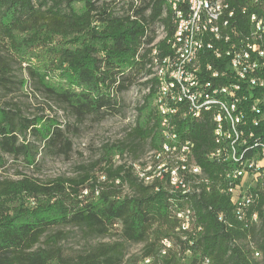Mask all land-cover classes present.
<instances>
[{"label":"trees","instance_id":"trees-1","mask_svg":"<svg viewBox=\"0 0 264 264\" xmlns=\"http://www.w3.org/2000/svg\"><path fill=\"white\" fill-rule=\"evenodd\" d=\"M227 2L234 11L232 24L244 36L252 31L253 15L264 17V7L255 0ZM155 26L163 30L160 40ZM176 28L166 0H0L1 91L12 93L17 84L26 85L12 79V65L26 64L36 87L64 105L82 125L90 118L101 123L120 116V95L141 74L147 77L143 85L148 89L124 139L105 146L101 158L81 177L42 182L20 173L19 180L0 179V264L126 262L121 242L98 244L76 257H65L59 244L66 235L51 233L61 227H77L87 236L100 238L119 230L125 242L144 245L140 259H148V264H264V192H259L249 209L248 223H242L230 195L222 191L228 187L224 174L232 164L208 158L217 145L213 113H205L200 120L183 118L176 124L181 139L194 143L192 156L207 182L181 173L193 191L183 195L175 188L179 191L173 193L168 190L169 171H155L162 164L169 170L171 161H177L163 151L170 142L161 133L155 106L160 79L153 77L148 66L155 51L161 59L173 54L170 43ZM221 48V43L215 44V49ZM204 55L203 63L227 73L219 78L220 84L235 81L229 58ZM243 94L246 98L239 110L245 113V131L253 132L258 140L247 142L250 149L244 156L252 158L253 149L260 152V143L264 144V88L244 86ZM257 101L260 115L252 112ZM255 119L260 121L257 125ZM71 128L50 115L27 117L16 104L0 105V171L9 162L6 157L32 168L39 166L40 154L68 159L73 151ZM141 147L155 153L151 158L154 170L142 177L136 161L130 163L124 157L134 154L138 160ZM118 154L123 162L116 165L112 159ZM100 165L104 181L90 172ZM141 166L147 167L144 162ZM150 177L153 180L147 182ZM30 199L36 201L34 207ZM186 211L192 213L188 230L182 229L177 218ZM253 214L258 223L251 221ZM164 249L166 254H162ZM128 264L135 263L130 260Z\"/></svg>","mask_w":264,"mask_h":264},{"label":"built area","instance_id":"built-area-1","mask_svg":"<svg viewBox=\"0 0 264 264\" xmlns=\"http://www.w3.org/2000/svg\"><path fill=\"white\" fill-rule=\"evenodd\" d=\"M179 8H185V5H192V12H187L188 21H195V29H201V36L205 37L203 48H196L194 55H187L186 49L183 55L174 57L173 68L174 91L178 84H185V97H188V104H191V113L182 114V105L177 99L171 102V111H173V127L170 132L173 133V143L166 145V156H181V163L192 164V173L189 176L203 174L202 168L198 165L194 156H191L192 141H183L175 131V124L178 121L195 117L200 120L205 113H213L212 120H219V126L224 129V140L231 142V135L241 133V142H231L232 151L227 161H220V152L223 148V141L220 145L209 153L208 158L218 163L229 162L232 164L230 172L224 174L227 181L226 188L222 191L230 195L232 202L241 214L242 223H248V210L251 203L252 193L264 192V144L260 143V152L253 149L252 158L246 156L240 157V149L245 142L251 139L258 141L254 133H247L245 128L247 120L245 113L239 110V104L246 97L243 94L244 86L248 90L264 88V17L260 19L261 30H253L249 35H242L235 25L232 24L234 12H228V6H225V0H177ZM193 31H188V36H193ZM213 41H221V49H213ZM187 47V44H186ZM210 53L213 58L221 59L223 56L230 59L229 67L233 72L235 79V92L219 91V78L226 77L227 73H220L215 70L210 63H203L204 53ZM205 98H222L224 103H232L235 106L234 118L223 116L222 108L202 107V100ZM259 101L252 107V112L260 115ZM260 121L253 120L257 125ZM170 186L169 191L175 193V182H181V164L169 165ZM165 175H162L164 178ZM247 181L244 186L243 182ZM187 194V191H182ZM181 225H186V220L180 218V212L177 214ZM170 247L169 244H165ZM162 254H166L164 249ZM206 264V261H205Z\"/></svg>","mask_w":264,"mask_h":264},{"label":"rangeland","instance_id":"rangeland-1","mask_svg":"<svg viewBox=\"0 0 264 264\" xmlns=\"http://www.w3.org/2000/svg\"><path fill=\"white\" fill-rule=\"evenodd\" d=\"M116 1L122 3V1L127 2L130 0ZM155 30L157 31L158 39H162L164 35L163 30L158 26H155ZM25 66L26 64H23L22 67H19L17 64L12 65V79L18 82H26V85L22 86V84H17L12 93H6L0 90L1 107L2 105L16 104L27 117L45 114L57 118L62 126L71 125L72 128L69 137L73 143V151L68 159L63 156H55L49 153H47V155L40 154L38 156L40 164L37 168L28 167L23 164L22 161H14L12 158L6 157L9 162L7 166L0 171V179L9 178L19 180V178H21L19 176L20 173L42 182L56 178L71 179L81 177L90 169L95 161L101 158L105 146L115 145L118 141L124 139L129 128L132 127L136 121L137 107L141 104L143 96L148 93L147 87L143 85V82L147 77H144V74H141L132 87L120 95V101L123 105L122 114L120 116L109 117L101 123H96L90 118L86 123L78 125L75 122L74 117L66 110L64 105L47 97L43 91L36 87V84L29 78ZM153 154L155 153H150L148 148L141 147L140 152L137 154L138 160H135L136 158L134 154H127L124 157L128 159L127 162L136 161V169L138 170L140 177H142L145 175L146 171H149V165L152 164L151 158L153 157ZM122 160L123 156L118 154L113 157L112 162L119 165L123 162ZM143 162L147 165L145 169L144 166H141ZM101 167L102 165L93 168L90 172L91 175L99 181H104L105 178L101 175ZM152 167L153 169L151 171L154 170V166ZM161 170L169 171L165 165ZM161 170H158L157 168L155 171L158 173ZM150 178V180L146 178L147 182L153 180V177ZM247 184V181L243 182L244 186ZM86 195L87 193L83 192V196ZM28 203L33 207L36 205V201L32 199H30ZM56 232H62V234L64 233V235H66L59 244L65 257H76L88 247H93L98 244L121 242L124 245L125 252L126 262L124 264H128L130 260L134 261L135 264L149 263L148 259H140L144 245L125 242L119 233V230L105 238L93 235L87 236L82 229L77 227L55 228L51 233ZM254 261L260 262L262 260H260V258H254Z\"/></svg>","mask_w":264,"mask_h":264},{"label":"bare ground","instance_id":"bare-ground-1","mask_svg":"<svg viewBox=\"0 0 264 264\" xmlns=\"http://www.w3.org/2000/svg\"><path fill=\"white\" fill-rule=\"evenodd\" d=\"M167 5L170 7L171 12L175 18L176 22V32L175 35L170 43V49L173 54L169 57L164 59L158 58L156 56V51L153 54L152 62L148 66L153 71V77L158 76L160 83L157 87V93L155 97V103L158 108L160 118H161V130L163 133V137L173 143V133L170 132V128L173 127V111H171V102L173 99H177L179 104L182 105V114H189L191 113V104H188V97H185V84H178L174 91V83L172 82V77L174 75V68H173V59L174 57H179L180 54L183 55L184 50L186 49L187 55H194L196 53V48H203V44H205V37L201 36V29H195V21H188V29L186 24L187 19V12H192V5H185V8H179L177 5V0H166ZM228 0H225V6H228V12H234L230 9ZM255 2L264 7V0H255ZM256 15L251 17V22H253V30H261V23L260 19ZM188 31H193V36H188ZM221 43V41H213V49H215V44ZM187 44V47H186ZM185 48V49H184ZM219 82V81H218ZM219 91L222 92H235V83H218ZM225 101L222 98H205L202 100V107H217L222 108L223 116L227 118H234L235 115V106L232 103H224ZM195 118V117H193ZM215 123V142L217 145H220V142L224 140V129L219 126V120H213ZM175 131H176V124H175ZM213 134V135H214ZM231 142H241V133H234L231 135ZM230 141H223V148H221L220 152V161H227L231 155L232 151V144ZM225 143V144H224ZM166 143L164 145V152L166 153ZM241 156H244L245 153L250 149L247 147V142L244 143ZM257 146V145H255ZM194 145H191V149ZM248 148V149H247ZM254 147H252L253 149ZM192 151V150H191ZM162 154V153H159ZM161 155H158L160 158ZM192 156V152H191ZM175 161L177 164H181V173L191 174L192 173V164L190 163H181V156H175ZM224 163V162H223ZM153 165H149V171L153 169ZM164 165H159L157 168L161 170ZM167 172V170H164ZM201 181L207 182L206 177L203 174H197ZM151 178H148L150 180ZM157 179V178H156ZM199 185V184H198ZM175 188H180L182 191H187V194H191L193 191L192 185L186 184L183 179L181 182H175ZM196 190V189H195ZM199 192V191H197ZM193 194V193H192ZM256 198H259V193H252L251 203L249 209L253 206L256 202ZM234 205L235 203L232 202ZM237 209V207H235ZM237 215L238 219L241 221V214ZM235 211V212H236ZM249 211V210H248ZM192 214V213H191ZM190 211L180 213V218L186 220V225H182V229L188 230L191 222L192 217L190 216ZM258 216L256 214L252 215V222L258 223ZM207 264V263H206Z\"/></svg>","mask_w":264,"mask_h":264}]
</instances>
